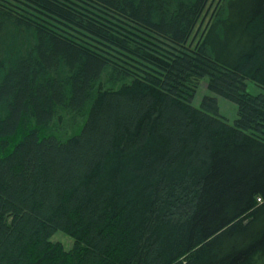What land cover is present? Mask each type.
<instances>
[{
  "label": "trees",
  "instance_id": "trees-1",
  "mask_svg": "<svg viewBox=\"0 0 264 264\" xmlns=\"http://www.w3.org/2000/svg\"><path fill=\"white\" fill-rule=\"evenodd\" d=\"M208 1L0 0V264H264V0Z\"/></svg>",
  "mask_w": 264,
  "mask_h": 264
},
{
  "label": "rangeland",
  "instance_id": "rangeland-1",
  "mask_svg": "<svg viewBox=\"0 0 264 264\" xmlns=\"http://www.w3.org/2000/svg\"><path fill=\"white\" fill-rule=\"evenodd\" d=\"M208 2L203 8L204 9L203 15L201 16L200 20L195 24L193 28V32L191 36L188 38V40L191 41L193 45L196 42V40L202 35L204 31L203 30L204 26L206 25L208 18L211 12L213 11V7L216 4V0H213L209 3ZM67 55H69V52H67ZM135 64L136 65L139 64V62H137V58H136ZM248 81H249V84L247 85V88L250 89L251 91L255 93L264 91L261 86L256 85L253 81L251 80H248ZM208 94H212V93L210 92V89L208 88L207 77H206L199 81V87L196 91L194 103L200 104L201 102H203L204 97ZM217 104H219L218 114L226 118L228 121L234 122L239 117V114H238L239 108L237 106V103H235L233 100L226 98L223 95L218 94ZM51 238L54 240H57V239L61 240L66 247L72 246L74 242V238L62 230L56 231V233L53 234Z\"/></svg>",
  "mask_w": 264,
  "mask_h": 264
}]
</instances>
